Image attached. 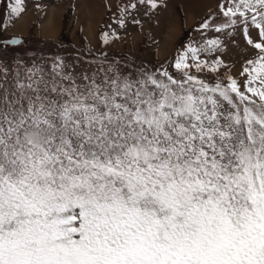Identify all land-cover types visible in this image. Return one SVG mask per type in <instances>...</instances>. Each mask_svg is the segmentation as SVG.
Wrapping results in <instances>:
<instances>
[{
  "label": "snow or ice",
  "instance_id": "1",
  "mask_svg": "<svg viewBox=\"0 0 264 264\" xmlns=\"http://www.w3.org/2000/svg\"><path fill=\"white\" fill-rule=\"evenodd\" d=\"M166 6L121 0L113 23ZM26 11L0 0V35ZM193 31L152 67L0 38V264H264V0H220Z\"/></svg>",
  "mask_w": 264,
  "mask_h": 264
},
{
  "label": "rangeland",
  "instance_id": "2",
  "mask_svg": "<svg viewBox=\"0 0 264 264\" xmlns=\"http://www.w3.org/2000/svg\"><path fill=\"white\" fill-rule=\"evenodd\" d=\"M38 2L26 0L27 11L0 38L20 36L30 55L45 59L59 55L68 60L88 61L102 58L103 53L109 60L130 59L152 67L172 59L177 49L184 48L191 38L202 43L200 34L193 28L210 9L216 10L220 0H165L166 7L148 15H144L146 9L141 7L136 17L141 19L142 26L134 25L129 18L125 28L113 23L116 5L121 0H56L54 8L37 9ZM192 2L195 8L189 7ZM112 30L120 38L113 39L110 34L109 43L104 44L102 34ZM213 36L207 33L208 38ZM236 40L239 46L226 42L228 48L222 54L225 62L235 65L234 73L240 62L252 54L241 35H237Z\"/></svg>",
  "mask_w": 264,
  "mask_h": 264
},
{
  "label": "crops",
  "instance_id": "3",
  "mask_svg": "<svg viewBox=\"0 0 264 264\" xmlns=\"http://www.w3.org/2000/svg\"><path fill=\"white\" fill-rule=\"evenodd\" d=\"M38 1H39L38 3L41 6H46V8H54L57 6L56 0H38ZM60 1H65V0H60ZM193 6H194V2L190 3L189 7L192 8ZM194 8H195V6H194ZM45 33H49V32H45Z\"/></svg>",
  "mask_w": 264,
  "mask_h": 264
}]
</instances>
